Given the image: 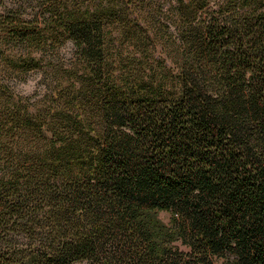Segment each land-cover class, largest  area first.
Returning a JSON list of instances; mask_svg holds the SVG:
<instances>
[{
    "label": "trees",
    "instance_id": "16d2710c",
    "mask_svg": "<svg viewBox=\"0 0 264 264\" xmlns=\"http://www.w3.org/2000/svg\"><path fill=\"white\" fill-rule=\"evenodd\" d=\"M214 259L264 264V0H0V264Z\"/></svg>",
    "mask_w": 264,
    "mask_h": 264
},
{
    "label": "rangeland",
    "instance_id": "374dc122",
    "mask_svg": "<svg viewBox=\"0 0 264 264\" xmlns=\"http://www.w3.org/2000/svg\"><path fill=\"white\" fill-rule=\"evenodd\" d=\"M73 55V46L70 42H67L60 50V56L67 62ZM48 87L47 78L39 71L29 72L24 81H17L15 89L22 94L39 96L46 91ZM159 217L165 222H169V213L162 211L159 213ZM214 264H231L229 261L223 259H214Z\"/></svg>",
    "mask_w": 264,
    "mask_h": 264
}]
</instances>
